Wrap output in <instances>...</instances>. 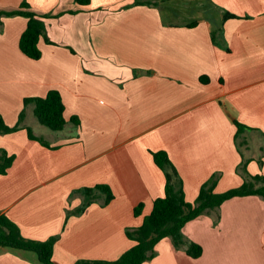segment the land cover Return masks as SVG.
Listing matches in <instances>:
<instances>
[{
    "label": "crops",
    "instance_id": "obj_1",
    "mask_svg": "<svg viewBox=\"0 0 264 264\" xmlns=\"http://www.w3.org/2000/svg\"><path fill=\"white\" fill-rule=\"evenodd\" d=\"M23 1L0 0V12ZM26 1L51 18L39 60L20 49L28 19L0 18V113L10 127L25 113L23 129L0 134V149L15 158L0 175V214L26 239L59 236L55 263L114 261L136 245L127 229L139 228L165 196L155 152L168 154L191 204L214 175L215 193L239 188L243 159L251 175L264 176V0H206L212 13L180 22L177 3L191 0L160 8L140 0ZM226 11L236 18L223 22ZM52 90L65 106L62 131L40 124L33 104L24 106ZM235 121L247 127L237 138ZM28 129L49 146L30 139ZM97 184L112 189L110 204L94 203L67 220L82 204L73 192ZM183 234L203 248L200 258L164 239L144 264H264V197L228 200ZM0 264L40 263L34 252L0 247Z\"/></svg>",
    "mask_w": 264,
    "mask_h": 264
},
{
    "label": "trees",
    "instance_id": "obj_2",
    "mask_svg": "<svg viewBox=\"0 0 264 264\" xmlns=\"http://www.w3.org/2000/svg\"><path fill=\"white\" fill-rule=\"evenodd\" d=\"M169 1L171 0H140L135 3L137 5L160 8L162 4ZM203 1L206 2V0ZM76 2L81 5H88L90 0H76ZM199 8L191 9L196 11L201 10L202 12L212 11L207 2L202 8L200 6ZM17 16L28 19L27 29L20 39V49L27 57L39 60L42 57L39 41L42 36H45V20L51 18V16L36 14L32 11L31 6L26 0L16 10L0 12V18ZM232 18H236V16L226 11L223 15V22ZM196 24L197 21H192L188 24V27H193ZM212 39L215 44L219 40L222 41V26L212 32ZM46 41L51 43L47 38ZM201 80L204 83L209 81L208 78H201ZM30 104L35 106L34 113L40 124L52 131H62L65 128L67 124L64 117L65 106L58 91L52 90L44 98H27L24 100L25 108ZM24 119L25 113L23 111L19 116L18 123L10 127L6 124L0 113V134H11L23 129ZM70 122L75 124V126L80 125L77 117H72ZM235 125L237 127V138L247 127L238 121H235ZM28 134L30 139L49 146L45 140L36 137L31 129H28ZM153 157L155 163L161 168L166 177L165 196L154 201L151 214L145 217L143 224L139 228L127 229L126 234L128 238L135 241L136 245L114 261L81 260L75 264H144L157 257L156 246L164 239H170L176 250L184 251L191 258L198 259L203 254V248L199 244L189 241L183 234V228L187 223L218 210L223 203L233 198L247 196L264 197V176L251 175L247 169L248 160L243 159L241 166L237 170V173L244 180V183L239 188L231 189L221 194L215 193L219 180V175L217 174L203 184L196 201L192 204L188 203L185 199L183 180L168 154L160 151L153 153ZM14 160V156H9L5 150L0 149V175L7 174ZM74 195L82 197V204L75 210L67 212V220L71 216L84 214L94 203H99L101 206L106 207L114 199L112 189L106 184H97L93 187L75 190L71 197ZM142 211L143 205L141 204L135 208V215H141ZM58 239L59 236L51 237L46 241L26 239L22 236L20 229L15 223L5 215L0 214L1 248L34 252L40 264H57L53 260V254Z\"/></svg>",
    "mask_w": 264,
    "mask_h": 264
},
{
    "label": "rangeland",
    "instance_id": "obj_3",
    "mask_svg": "<svg viewBox=\"0 0 264 264\" xmlns=\"http://www.w3.org/2000/svg\"><path fill=\"white\" fill-rule=\"evenodd\" d=\"M200 1V2H199ZM185 3H187V2H184V1H182V2H178L177 3V9L180 11H182V13L183 14H185V16H183V17H178V18H176L179 22L180 21H183V20H185V19H188V18H193V17H196L197 18V16H200V15H202V14H204V15H209L210 13H212V12H202L201 10L200 11H196V10H194L195 8L196 9H198L199 8V6L202 8L204 5H205V1H201V0H191V1H188V4H185ZM203 5V6H202ZM164 7L166 8L167 7V5H164ZM191 8H194V9H191ZM200 9V8H199ZM165 10V9H164ZM191 10H193V11H191ZM191 12V13H190ZM189 13V14H188ZM188 16H187V15ZM29 114V113H28ZM47 129V128H46Z\"/></svg>",
    "mask_w": 264,
    "mask_h": 264
}]
</instances>
